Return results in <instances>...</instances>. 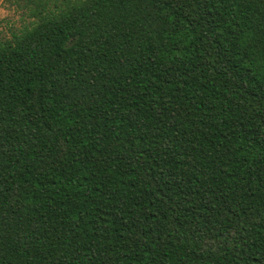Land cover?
<instances>
[{"label": "trees", "instance_id": "trees-1", "mask_svg": "<svg viewBox=\"0 0 264 264\" xmlns=\"http://www.w3.org/2000/svg\"><path fill=\"white\" fill-rule=\"evenodd\" d=\"M0 264H264V0H10Z\"/></svg>", "mask_w": 264, "mask_h": 264}, {"label": "rangeland", "instance_id": "rangeland-1", "mask_svg": "<svg viewBox=\"0 0 264 264\" xmlns=\"http://www.w3.org/2000/svg\"><path fill=\"white\" fill-rule=\"evenodd\" d=\"M9 2L10 0H0V33L2 37L7 36L5 33L6 31L4 30L7 22L20 26L24 20V9L18 8L14 5L10 6ZM21 17H23V20Z\"/></svg>", "mask_w": 264, "mask_h": 264}]
</instances>
